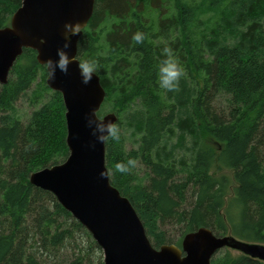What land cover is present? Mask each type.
I'll list each match as a JSON object with an SVG mask.
<instances>
[{
  "label": "trees",
  "instance_id": "1",
  "mask_svg": "<svg viewBox=\"0 0 264 264\" xmlns=\"http://www.w3.org/2000/svg\"><path fill=\"white\" fill-rule=\"evenodd\" d=\"M20 4L0 0V28ZM79 41L77 59L100 63V111L114 112L120 127L119 141L105 142L110 182L152 245L180 246L166 226L181 237L207 227L264 243V0H95ZM165 46L185 69L177 92L158 86ZM46 77L36 51L24 48L0 85V264H103L87 229L29 181L68 155L62 95ZM19 98L35 105L25 122ZM127 139L136 147L127 149ZM129 157L137 167L116 172ZM231 250L210 264H264Z\"/></svg>",
  "mask_w": 264,
  "mask_h": 264
},
{
  "label": "water",
  "instance_id": "2",
  "mask_svg": "<svg viewBox=\"0 0 264 264\" xmlns=\"http://www.w3.org/2000/svg\"><path fill=\"white\" fill-rule=\"evenodd\" d=\"M20 1L9 25L0 28V85L7 82L9 70L24 48L36 51L38 63L45 65L48 58L58 59L65 23L81 24V34L73 36L71 47L66 49L76 62L69 65L67 74L57 70L55 80L46 77L47 86L62 95L68 155L60 163L32 172L29 181L51 192L87 229L102 251L103 264H210L221 248L264 261V243L244 241L231 234L217 236L207 227L186 233L180 247L152 245L129 199L111 184L105 143H96L88 124L90 117L117 120L114 112L98 116L105 89L98 75L83 84L77 66V41L93 14L95 0Z\"/></svg>",
  "mask_w": 264,
  "mask_h": 264
},
{
  "label": "clouds",
  "instance_id": "3",
  "mask_svg": "<svg viewBox=\"0 0 264 264\" xmlns=\"http://www.w3.org/2000/svg\"><path fill=\"white\" fill-rule=\"evenodd\" d=\"M64 43L62 47L57 48L58 59L54 60L48 58L44 64L47 69V76L50 80L56 79L57 70L61 73L67 74L69 71V65L76 62L74 56H69L66 49L71 47L72 37L81 34V24L77 21L76 23H65L64 25ZM133 41L136 44H143L146 35L142 31H136L132 36ZM80 41H77L79 45ZM164 58L160 61L157 69V80L160 89L166 92H177L180 90V81L185 77V69L181 64L179 58L174 54L173 49L170 46H165L162 49ZM79 74L81 77V82L83 84H88L93 76H97L100 63L96 58H86L78 62ZM95 117V114H94ZM89 127H92V134L96 138V143L104 144L109 139L113 141H119L120 139V127L112 121H105L99 118L88 119ZM94 125V127H93ZM95 148V143L92 144ZM137 167V160L135 158L129 157L126 162L121 161L116 163L115 171L121 174L130 173L133 169ZM101 177L104 173L101 172Z\"/></svg>",
  "mask_w": 264,
  "mask_h": 264
},
{
  "label": "rangeland",
  "instance_id": "4",
  "mask_svg": "<svg viewBox=\"0 0 264 264\" xmlns=\"http://www.w3.org/2000/svg\"><path fill=\"white\" fill-rule=\"evenodd\" d=\"M32 88H34V84H33ZM34 108H35V105L31 104V102L28 99H26V98H19L15 102V112H16V115H18V118L22 122H25L28 119L31 111ZM100 112H102V113H101V115L99 117H102L105 113L112 112V111L111 110H108V108L105 109V110L102 108ZM125 146H126L127 149H130L132 147H136V144L131 139H127ZM139 170H140V174H142V172L144 171L143 168H139ZM221 172H223V171H220L219 173H221ZM223 173H226L232 179V172L226 170ZM234 186H235V183H234V181L232 179V188ZM165 229H166V232L169 235V237H171V239L173 240V242H175L176 240H180V246H181V241H182V238H183L184 235L182 237L180 236V230H179V228L176 227V226H166ZM171 244H174L175 245V243H171ZM231 251H232V253H237L238 252L236 250H231Z\"/></svg>",
  "mask_w": 264,
  "mask_h": 264
}]
</instances>
